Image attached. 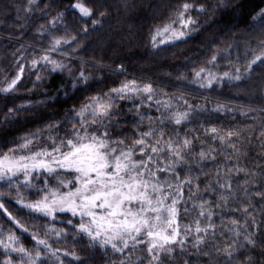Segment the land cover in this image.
Masks as SVG:
<instances>
[{
	"label": "snow or ice",
	"instance_id": "obj_1",
	"mask_svg": "<svg viewBox=\"0 0 264 264\" xmlns=\"http://www.w3.org/2000/svg\"><path fill=\"white\" fill-rule=\"evenodd\" d=\"M33 6L39 8L36 0H28L27 6L18 10V19L22 11L27 21ZM243 6V0H217L214 7L236 12ZM70 7L82 17L91 19L95 15L81 0ZM47 8L45 5L40 11L45 13ZM193 10L207 11L203 4H180L169 22L156 28L152 46L167 42L158 41L161 36L173 40L188 36L197 25L189 14ZM105 15L100 13L101 17ZM62 16L59 14L48 24L55 27ZM98 23L99 20H92L93 25ZM43 28L41 25L40 29ZM244 31H259L264 37V8L249 14ZM83 32L87 34L88 29ZM75 42L76 36L70 40L53 37L50 46L42 50L45 54L31 61V68L43 62L44 67L51 65L53 72L67 71L71 89L86 85L90 75L83 68L78 74L73 73L69 64L51 57L63 45ZM77 50L63 56L70 60ZM222 52L206 62L209 67L194 71L193 83L200 88H212L214 84L245 79L254 65L264 64V39L258 40L255 48H246L245 64L241 65L240 57L235 64L229 59V70L219 74L212 68L218 67L216 62ZM13 55L19 57L20 53ZM248 55L252 58L247 59ZM15 68V75L3 80L0 94L19 95L17 89L30 69L27 63L19 62ZM117 70L124 71L123 65H118ZM41 80L42 76L37 74L33 85ZM145 98L149 108L154 101L161 112L160 117L147 116V124V113L141 110ZM117 100L133 102L129 112H134L133 119L138 122L134 124L135 138L130 142L121 136L123 128H117L123 120ZM173 101L178 106L174 107ZM37 103L42 105L45 101ZM206 111L205 106L189 104L182 96L154 100L153 85L140 87L133 79L88 97L78 110H68L61 121L6 140L0 148V213L20 234L12 227L7 231L0 227V248L6 254L0 264H97L100 250L105 264H173L174 257L176 264H264V207L257 210L258 203L264 204V166L250 168L242 163L247 159V152L242 151L243 141L250 142L251 137H243L244 130L225 131L203 125L204 141L198 135L192 136L201 129H189L183 138L179 131L165 138L166 133L160 130L168 123L180 126L197 122ZM212 111L232 109L218 103ZM21 112L37 115L28 104H14L7 108L4 121L0 122V136L4 129L20 123ZM252 113L257 115L252 116L254 123L247 131L253 132L255 121H259L258 139L264 149V107H250L242 115ZM69 120L76 123L61 136L59 130ZM145 127L147 131L143 130ZM197 141L199 152L195 151ZM206 141H218L219 147H205ZM258 159H264V155ZM209 165L215 166L214 171H205ZM201 177L207 180L203 190ZM205 196L211 198L204 199ZM13 203L15 215L10 210ZM233 204L236 206L232 207ZM189 205L196 217L182 227L181 206L187 214ZM59 213L70 214L63 228L51 223ZM23 234H28L34 244L22 242ZM69 236L74 243L70 250L54 247L50 242L59 243ZM77 239L83 241L79 251L75 246ZM109 249L116 259L108 255ZM138 251L141 255H137Z\"/></svg>",
	"mask_w": 264,
	"mask_h": 264
},
{
	"label": "trees",
	"instance_id": "obj_2",
	"mask_svg": "<svg viewBox=\"0 0 264 264\" xmlns=\"http://www.w3.org/2000/svg\"><path fill=\"white\" fill-rule=\"evenodd\" d=\"M81 2L95 11L91 19L82 17L78 10L70 7L77 3V0H36L39 8L33 6L31 16L25 21L22 11L19 12L18 19V10L26 7L28 0H0V86L4 79H10L15 75L17 62L27 63L30 69L25 73V78L17 89L18 96L0 94V122L4 121L7 108L13 107L14 104H28L37 113L33 116L30 113L21 112L20 123L3 130L4 134L0 136V148L12 137L63 120L68 110L72 108L78 110L87 102L88 97L108 92L109 89L119 87L125 81L135 79L140 87L148 83L153 85L154 100L182 96L189 104L207 108L206 112L200 114L201 118L197 122L180 126L168 123L161 126L160 130L166 133L165 138L168 135H174L177 131L183 138L189 129H201L200 132H193L192 136L198 135L200 141H204L201 125L215 126L225 131L244 130L243 137L250 136L251 140L243 141L242 151L247 152V159L242 163H247L250 168L257 165L264 166V159H258L259 156L264 155V149L261 148L262 141L258 139L259 121H255L256 127L253 132L247 131L248 127L254 123L252 116L257 114L242 115L248 112L250 107H264V64L258 62L254 65V70L241 81L214 84L212 88H200L197 83L192 82L194 71L201 67H209L206 62L218 51L223 50L216 62L218 67L212 68L214 72L222 74L228 71L229 59L232 64H235L236 58L240 57L241 65L246 63V48L249 46L255 48L258 40L264 39L259 31L251 33L244 31L248 24V16L264 8V0H243V8L236 12L216 9L214 6L217 0H81ZM185 2L197 6L203 4L207 11L193 10L189 13L197 20V25L188 36L180 40L161 36L158 41L163 39L167 42L158 43V46L154 48L152 36L156 28L168 23L169 18L175 15L177 7ZM45 5H48V8L45 13H42L40 9H44ZM101 12H105L106 15L101 17ZM61 13L63 16L55 27L48 24V21ZM92 20H99L100 23L93 25ZM41 25H44L43 29H40ZM84 28L88 29L87 34H84ZM73 36H76L75 43L63 45L60 51L51 53V57L53 60L69 64L73 73L78 74L79 69L83 68L86 75H90L88 83L81 84L78 89H71L68 86L67 71L53 72L51 65L44 67L43 62L37 68H31V61L45 54L42 50L50 46L53 37L70 40ZM229 45L232 47L229 48ZM77 48L78 50L71 55L70 60L63 56V53L71 54L72 49ZM17 52L20 56L14 57L13 54ZM251 58V55L247 56V59ZM118 65H123L124 71L117 70ZM37 74L42 76V80L36 81L34 86L33 81ZM29 89L32 91L29 92ZM39 101H45V103L41 105L37 103ZM148 103L145 98L144 107L141 109L147 113L144 118L145 124H147V116L160 117L161 115L154 101L150 108ZM179 103L182 105L183 100ZM218 103L232 111H212ZM173 106H178L176 101H173ZM116 107L120 109L119 114L123 117L121 125L117 128H123L121 136L127 137L130 142L135 138L134 124L138 122L133 119L134 112H129V109L133 108V102L117 100ZM73 123L76 121L69 120L65 123L59 130V134L62 136ZM143 130L147 131V127ZM200 141L196 142V152L200 150ZM204 146L219 147V142L206 141ZM214 169V165H209L205 171H214ZM206 183L207 180L201 177V190ZM210 198L204 197V199ZM259 207H264V204L258 203L257 210ZM15 209L16 206L13 203L10 210L14 215ZM181 213L182 227L191 223L196 217V212L191 211V205L187 214L183 213V206H181ZM69 216L70 214L59 213L51 223L56 228H63ZM19 218L22 219V217ZM216 223L220 224L219 216L216 218ZM0 227L5 231L12 227L17 234H20L19 229L15 228L2 213H0ZM22 242L29 246L34 244L28 234L22 235ZM50 242L54 247H66L69 250L74 246L71 236L67 240L61 238L59 243L52 240ZM82 245L83 241L77 239L75 246L78 251ZM80 254L84 255L82 252ZM5 255L3 248H0V261L5 258ZM11 255L15 256L14 253ZM103 255V250H100L96 257L97 264H105V261L100 259ZM108 255L116 259L111 249L108 250ZM137 255L141 253L138 251ZM189 258L195 259V257ZM176 259L173 258V264H176Z\"/></svg>",
	"mask_w": 264,
	"mask_h": 264
},
{
	"label": "rangeland",
	"instance_id": "obj_3",
	"mask_svg": "<svg viewBox=\"0 0 264 264\" xmlns=\"http://www.w3.org/2000/svg\"><path fill=\"white\" fill-rule=\"evenodd\" d=\"M66 178V177H65Z\"/></svg>",
	"mask_w": 264,
	"mask_h": 264
}]
</instances>
